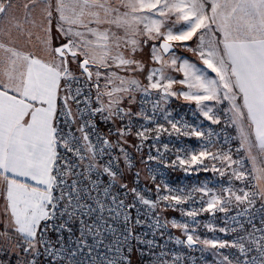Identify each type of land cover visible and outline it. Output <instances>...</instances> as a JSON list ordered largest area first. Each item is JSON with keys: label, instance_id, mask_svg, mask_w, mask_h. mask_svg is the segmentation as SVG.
Here are the masks:
<instances>
[{"label": "snow or ice", "instance_id": "1", "mask_svg": "<svg viewBox=\"0 0 264 264\" xmlns=\"http://www.w3.org/2000/svg\"><path fill=\"white\" fill-rule=\"evenodd\" d=\"M38 3L42 5L39 19L32 15ZM13 7V0H0V17H7ZM24 8L29 28H22L15 17L12 27L18 37L10 29L0 28V50L7 54L0 58V192L5 197V215L13 221L11 232L6 228L0 235L17 236L16 264H73L84 249L90 255L104 244L106 234L116 237L118 233L122 244L117 243L115 251L127 252L119 258V264H131L136 250L132 242L144 245L147 253L140 249L141 255L150 257L149 264H168L164 246L156 240V234L167 227L168 221L157 213L147 224L152 239L147 238L148 233L142 238L134 231L145 226L138 202L149 205V212L172 209L189 217L199 212L225 213V224L231 221V225L219 231L238 234L231 242L204 239L200 243L212 248H236L240 255L235 264H264V214L257 226L250 211L259 200L264 213V0H30ZM181 22L184 27L174 30ZM170 23L172 26H168ZM18 38L36 41L51 59L22 52L16 47ZM193 38L198 41L195 47L187 43ZM146 48L147 62L141 58ZM176 49L192 53L205 68L179 55ZM149 63L158 66L149 68ZM72 64L85 76L87 94L83 87L73 88L79 77ZM93 66L95 71L91 70ZM101 68L105 71L101 72ZM172 71L183 78L175 79L170 75ZM177 84L180 89L174 88ZM93 88L95 97L91 94ZM172 98L194 102L213 124L220 123V119L209 115L213 109L205 102L227 101L225 114L228 122L237 127L236 152H243V159L234 160L230 147L215 154L201 150L184 158L177 155L171 161L156 148L153 156L151 149L164 133L203 136L183 117H173L168 108ZM137 104L139 108L134 110ZM100 124L108 127L101 130ZM130 136L137 143L131 144ZM149 140L153 143L148 145L147 161L185 171L209 170L205 164L209 158L227 161L228 167L239 166L232 169V177L247 184L238 189L229 186L219 193L204 185L185 193L165 183L168 194H161L157 184V200L145 199L138 189H129L123 182L119 162L123 157L126 168H131L126 146L142 151ZM227 141L225 137L226 144ZM163 147L167 151L168 145ZM245 161L250 167L246 168ZM62 170L85 177L87 184L75 194H65L62 186L76 187L82 181L74 179L68 185ZM211 170L219 171L215 163ZM104 176L108 177L107 185L103 184ZM151 178L155 182V176ZM54 183L60 188L59 195L55 194ZM117 186L125 197L131 192L137 199L126 203L120 193L112 192ZM192 192L203 194L199 200L202 207H179L196 202ZM125 208L136 209L135 219ZM232 208L237 209L236 215L228 216ZM74 220L79 224L78 238H73ZM171 226L184 229L189 247L196 243L188 234L187 223H177L173 218ZM65 233L69 244L74 245L70 249L64 243ZM89 236L93 238L92 245L88 243ZM176 243L182 241L177 238ZM106 247L113 251L111 243ZM156 248L161 249L159 254ZM253 252L258 255H250ZM224 260L233 264L227 256Z\"/></svg>", "mask_w": 264, "mask_h": 264}, {"label": "built area", "instance_id": "2", "mask_svg": "<svg viewBox=\"0 0 264 264\" xmlns=\"http://www.w3.org/2000/svg\"><path fill=\"white\" fill-rule=\"evenodd\" d=\"M85 84V76H79V83H74L73 88L75 87H83L85 94L88 93V87H84ZM92 96L95 97V89H92ZM63 95V94H62ZM155 95V93H153ZM139 99V97H138ZM149 107V106H146ZM139 105H134L133 109L137 110ZM169 110L173 113V117L179 119L181 117L184 118V122L189 125L194 126L199 131L203 133V136H183L177 135L176 133H172L168 135L164 133L160 137V142L155 147L151 149V154L153 156L156 155V148L160 149V152L164 154L165 159L168 161L174 160L177 155L181 158H184L186 155H190L191 152H199L201 150L209 151L213 154L220 151H227L229 147L232 149V158L234 160L243 159V152L238 154L236 149L239 147V139L233 131L232 127L228 122V116L222 112V110L213 107V112L209 115L218 116L220 119V123L213 124L211 120L204 117L197 107L193 106L189 103H184L180 101H176L171 99L168 104ZM73 111H75V105H73ZM150 114V113H149ZM88 122L92 123V118H88ZM160 123H165L163 119H159ZM151 127V125H149ZM166 127L170 126L165 125ZM101 130H106V125L100 124ZM135 131V129H133ZM225 137L228 138L227 144L225 143ZM111 139L115 140V137H111ZM136 140V138H135ZM137 143V141H136ZM153 142L149 140L142 151H137L135 148L131 146H126L131 157V164L133 165L131 168H126L123 157H121L119 162L120 170L124 173L123 182L128 185L129 189L136 188L140 191L142 197L148 200L156 201L157 200V190L156 186L159 184L161 186V194H168V190L164 189L163 185L166 183L171 189H184V192L191 191L193 188H199L204 185L212 188L216 192H220L221 189L231 186L233 189H238L241 187H245L247 181L236 180L232 177L231 172L232 169L239 168L238 165H231L228 167L227 161H211V159H206L205 164L209 165V170H194L189 168L185 171L181 167H164L157 163V161H147L149 155V147ZM132 144V143H131ZM167 144V151L164 149L163 145ZM118 154V153H117ZM145 164V171L147 174V181L142 179V173L139 170V164ZM215 163L216 167L219 171H212L211 166ZM245 166L250 167V164L245 161ZM84 167V164H81V168ZM102 170V169H98ZM244 170V169H240ZM64 172L63 179L67 181L68 185L72 184V181L79 180L82 181L76 187H67L62 186L65 194L71 192L73 194L77 193L80 188H83L87 184V179L85 177H76L72 173L62 170ZM220 172H223L224 175L221 176ZM136 173H139V177L137 178ZM155 176V182L152 180V176ZM95 174H92V179H95ZM229 180H231V185H229ZM102 181L104 185L108 184V177H102ZM254 183V182H253ZM53 188L55 190V194H60V188L55 187V183L53 184ZM251 190V189H246ZM113 193H120L121 197L125 199L126 203H131L134 199H137L131 192L125 197L124 191L120 189L118 186L112 189ZM178 194V193H174ZM95 198L97 193H92ZM101 197L103 195L102 190L100 193ZM203 194L192 192V196L195 197L196 202L193 203L189 201L179 207L190 210L191 208H195L199 210L202 205L199 203V200ZM224 196H227L228 193H223ZM251 198V197H250ZM204 199H208V197H204ZM90 202V201H87ZM63 206V205H61ZM246 205H241V207H245ZM137 208L140 212V219L144 221L145 226L137 227L134 231L137 234H140L141 237H144L145 233H148L147 238L152 239L151 230L148 229L147 224L150 222V218L154 217L157 213H159L162 218L168 221L167 227L163 228L156 234V240L159 244L164 246L165 259L168 261V264H227V261L224 260V257L227 256L229 260L233 261L235 264V258L240 255L236 248L225 247L223 249L213 248L208 250L203 247L198 241L196 235L200 232H207L211 236V239H219V240H227L229 242L238 234L235 232L221 233L219 228L228 227L231 225V221H229L228 225L225 224V213H221L217 211L215 215H212L208 212H199L196 217H189L183 215L179 210L167 209L163 212H160V209H156L153 212H149V205H144L142 202L137 203ZM125 211H131L133 219L137 216L136 209H127ZM172 211L169 215L167 212ZM236 208H232V210L227 213L228 216L236 215ZM250 211L254 214L255 223L257 226L260 224L261 215L264 214L261 211V202L257 200V203L251 207ZM105 216H107V212H105ZM175 219L177 223H187L189 225L188 234H192L196 243L191 247L188 246L186 242V234L183 229V234L179 235L175 232L176 228L171 226L172 219ZM67 219V217H65ZM241 220L244 221V218L241 217ZM59 223V219L56 221ZM163 222V220H162ZM245 222V227L248 225ZM72 227L74 229L73 238L79 237V232L76 229L79 228V224L77 221H73ZM120 227H123V220L121 218ZM182 229V228H180ZM162 233V235H161ZM67 233H65V246L67 248H72L74 245L69 244L67 239ZM171 237V240H169ZM55 239L54 235L52 237ZM179 238L182 243L177 244L176 239ZM88 243L90 245L93 244V238L91 236L88 237ZM113 245V251H109L106 247L108 244ZM117 243H121L119 240V233L116 237L111 235H105V240L103 245L98 246V250L91 251L90 255H87L88 249H84L83 253L78 254L74 260L73 264H119V258L126 256V251L116 252L115 246ZM131 247L136 250L131 255V264H149L150 257L145 254L141 255L140 249H144L145 253H147V249L144 248V245H136L135 242L131 243ZM157 254L160 253L161 249L156 248L154 250ZM250 255H258L253 252ZM176 257L177 259H173ZM259 264V261H258Z\"/></svg>", "mask_w": 264, "mask_h": 264}, {"label": "rangeland", "instance_id": "3", "mask_svg": "<svg viewBox=\"0 0 264 264\" xmlns=\"http://www.w3.org/2000/svg\"><path fill=\"white\" fill-rule=\"evenodd\" d=\"M29 2H30V0H13L14 7L9 10L8 16L7 17H0V28L5 29L6 31L10 29L12 35L14 37H18L19 33L17 32L16 28L12 27L13 17H15V20L19 22V24L21 25L22 28H25V29L29 28V25H27L25 23V20H24L25 14H26V10L24 8V5L28 4ZM41 6L42 5L38 3L35 11L32 14L37 19H39V9ZM172 19L174 20L175 18L173 17ZM53 24L55 25V21H53ZM168 26H172L171 23ZM183 27H184V23L181 22L180 24L175 25L174 30H179ZM33 31H35V30L33 29ZM53 35L54 36L57 35L55 28L53 31ZM89 38H91V37H89ZM208 38H210V37H206V39H208ZM17 40L18 41H16V47L24 53L30 52V53L34 54V52H36L38 49L43 50L36 41H25L23 38H18ZM20 40H22V41H20ZM55 42H58V41H54V43ZM187 43L189 45H191L192 47H195L196 44L198 43V41L196 40V38H193L192 41H188ZM176 51L179 55H181L183 57H187L190 61L195 62L199 67L205 68V66L192 53L183 51L181 49H176ZM6 55L7 54L5 52H3V50H0V58H4ZM139 56H141V54L138 53V57ZM141 58H143L147 62V59H148V49L147 48L144 49V52H143V55ZM153 66H158V65H153V64L149 63V68H151ZM71 68L74 71L73 64L71 65ZM91 70L95 71V67H92ZM100 71L104 72L105 69L101 68ZM74 73L76 74L77 77L84 76L81 74L80 69L78 68L77 65H76V71H74ZM170 75L173 76L177 80L183 78L182 74L179 72H176V71L170 72ZM211 75L214 76L215 74H211ZM93 79H95V77ZM140 79L144 80V77L141 76ZM100 83H101V85H103V83H104L103 78H101ZM144 83L146 84L147 81L144 80ZM174 88L180 89L181 86L177 84V85H174ZM172 99L176 100V101L184 102V103H189V102H185L182 98L181 99L172 98ZM205 103L211 108L215 107V105H213V103L211 101H207ZM190 104H192L193 106L196 107L194 102H191ZM129 141L132 144L136 143L134 136H130ZM139 170L142 173V179L144 181H147L145 164H142V163L139 164ZM0 183H1V181H0ZM4 206H5V197H4V194L2 192H0V234H4L6 228L9 230V232H11V229L13 227L12 218L10 215H5ZM167 213L170 215L172 213V211H168ZM175 232L179 235H182L184 231H183V229L176 228ZM196 237H197L199 242L201 240H204V239L211 240V236L207 232L197 233ZM17 239L18 238L15 234L0 235V261H3L4 264H16L18 249L15 247V243H16ZM200 244L203 247L207 248L208 250L213 249L211 247V245H204L202 243H200Z\"/></svg>", "mask_w": 264, "mask_h": 264}, {"label": "crops", "instance_id": "4", "mask_svg": "<svg viewBox=\"0 0 264 264\" xmlns=\"http://www.w3.org/2000/svg\"><path fill=\"white\" fill-rule=\"evenodd\" d=\"M16 41H18V40H16ZM20 41H22V40H20ZM41 52H42V53H41ZM34 55H37V56L42 57V58H44V59H51L49 53H48L47 51H45V50H40V49H38L36 52H34ZM73 67H74V71H76V64H73ZM93 67H95V66H93ZM74 71H73V72H74ZM79 75H80V74H79ZM61 95H62V93H61ZM211 102L213 103V105H215L216 108L222 110V112H224V113H226V111H227V109H228V107H229L227 101H223V102H221V103H216L215 101H211ZM133 107H134V106H133ZM229 124H230V126L232 127L233 131L235 132V134L237 135V137H238V139H239V133H238V131H237V127H236L235 125L231 124L230 122H229ZM245 127H246V125H245ZM44 178L46 179V177H44ZM21 179H23V178H21ZM26 182H27V183H30V184H31V183H34V182H32L31 180H27ZM1 183H2V181H1Z\"/></svg>", "mask_w": 264, "mask_h": 264}, {"label": "bare ground", "instance_id": "5", "mask_svg": "<svg viewBox=\"0 0 264 264\" xmlns=\"http://www.w3.org/2000/svg\"><path fill=\"white\" fill-rule=\"evenodd\" d=\"M190 104V103H189Z\"/></svg>", "mask_w": 264, "mask_h": 264}, {"label": "water", "instance_id": "6", "mask_svg": "<svg viewBox=\"0 0 264 264\" xmlns=\"http://www.w3.org/2000/svg\"><path fill=\"white\" fill-rule=\"evenodd\" d=\"M94 78V77H93Z\"/></svg>", "mask_w": 264, "mask_h": 264}]
</instances>
